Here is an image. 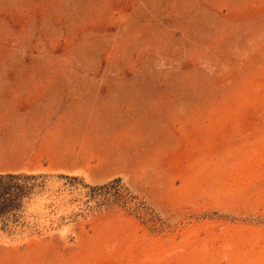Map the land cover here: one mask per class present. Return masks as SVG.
Instances as JSON below:
<instances>
[{
    "label": "rangeland",
    "instance_id": "1",
    "mask_svg": "<svg viewBox=\"0 0 264 264\" xmlns=\"http://www.w3.org/2000/svg\"><path fill=\"white\" fill-rule=\"evenodd\" d=\"M0 264H264V0H0Z\"/></svg>",
    "mask_w": 264,
    "mask_h": 264
},
{
    "label": "trees",
    "instance_id": "2",
    "mask_svg": "<svg viewBox=\"0 0 264 264\" xmlns=\"http://www.w3.org/2000/svg\"><path fill=\"white\" fill-rule=\"evenodd\" d=\"M18 174H0V214L14 209L21 198V185L16 182Z\"/></svg>",
    "mask_w": 264,
    "mask_h": 264
}]
</instances>
